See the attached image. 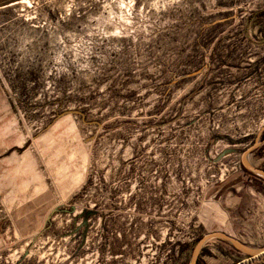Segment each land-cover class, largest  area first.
Returning <instances> with one entry per match:
<instances>
[{"label":"rangeland","instance_id":"rangeland-1","mask_svg":"<svg viewBox=\"0 0 264 264\" xmlns=\"http://www.w3.org/2000/svg\"><path fill=\"white\" fill-rule=\"evenodd\" d=\"M11 1L0 264H188L213 230L264 244V180L240 164L264 125V0ZM196 264L264 253L214 238Z\"/></svg>","mask_w":264,"mask_h":264},{"label":"water","instance_id":"water-1","mask_svg":"<svg viewBox=\"0 0 264 264\" xmlns=\"http://www.w3.org/2000/svg\"><path fill=\"white\" fill-rule=\"evenodd\" d=\"M68 112L64 111L63 113L56 114V116H60ZM70 112L80 114L77 111L71 110ZM95 123L98 124L97 122ZM263 130H264V125L260 127V129L257 131L253 142L240 152V164L242 168H244L250 173L260 176L264 180V169L258 166H254L247 161V155L251 154L252 151H254L258 146H260V144L264 143V137L261 139L259 138ZM210 238L224 239L227 242H229L232 246H234L237 250L249 256H257V255L264 253V244L261 245L260 247H250L244 242L240 241L238 238H235L234 236H231L230 234L224 231L214 230V231L204 233L201 237H199L196 240L195 244L193 245L190 260L188 264H196L202 246Z\"/></svg>","mask_w":264,"mask_h":264},{"label":"bare ground","instance_id":"bare-ground-1","mask_svg":"<svg viewBox=\"0 0 264 264\" xmlns=\"http://www.w3.org/2000/svg\"><path fill=\"white\" fill-rule=\"evenodd\" d=\"M28 4H30L29 3V1L28 0H13V1H11V2H9L7 5H4V6H8V7H10V6H21V7H23V6H26V5H28ZM3 6V5H2ZM263 125H261V127H262ZM260 129V128H259ZM258 129V130H259ZM247 161L250 163V164H252V165H254V166H256L255 165V163L250 159V154L249 155H247ZM214 231V230H213ZM210 232V231H209ZM232 236V235H231ZM236 238V237H235ZM211 239H214V238H210V239H208L207 241H209V240H211ZM206 241V242H207ZM241 241V240H240ZM205 242V243H206ZM243 242V241H242ZM204 243V244H205Z\"/></svg>","mask_w":264,"mask_h":264},{"label":"trees","instance_id":"trees-1","mask_svg":"<svg viewBox=\"0 0 264 264\" xmlns=\"http://www.w3.org/2000/svg\"><path fill=\"white\" fill-rule=\"evenodd\" d=\"M243 170H244V172H246V173H248V174H250V175L256 176L255 174L248 172V171L245 170L244 168H243Z\"/></svg>","mask_w":264,"mask_h":264}]
</instances>
